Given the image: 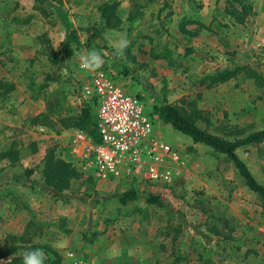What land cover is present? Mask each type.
Instances as JSON below:
<instances>
[{
	"label": "rangeland",
	"instance_id": "1",
	"mask_svg": "<svg viewBox=\"0 0 264 264\" xmlns=\"http://www.w3.org/2000/svg\"><path fill=\"white\" fill-rule=\"evenodd\" d=\"M105 1L0 0V80L14 85L0 96V264L34 249L45 264H264L261 197L224 154L158 119L156 131L185 160L180 175L166 185L97 180L76 161L78 128L67 126L86 105L80 57L95 49L151 112L168 101L229 138L263 129L264 85L245 70L225 83L200 80L237 67L264 76V17L237 24L225 0H117L122 22L109 28L98 10ZM121 36L130 44L117 57ZM262 151L264 143L238 154L264 184ZM49 156L71 166L46 173ZM132 189L136 200L123 204Z\"/></svg>",
	"mask_w": 264,
	"mask_h": 264
},
{
	"label": "built area",
	"instance_id": "2",
	"mask_svg": "<svg viewBox=\"0 0 264 264\" xmlns=\"http://www.w3.org/2000/svg\"><path fill=\"white\" fill-rule=\"evenodd\" d=\"M83 70L88 74L80 85V96L93 109L98 137L74 129L71 152L76 161L97 180L171 184L180 175L185 160L156 131L158 115L103 68ZM72 264L95 263L77 259Z\"/></svg>",
	"mask_w": 264,
	"mask_h": 264
},
{
	"label": "trees",
	"instance_id": "3",
	"mask_svg": "<svg viewBox=\"0 0 264 264\" xmlns=\"http://www.w3.org/2000/svg\"><path fill=\"white\" fill-rule=\"evenodd\" d=\"M225 13L231 16L235 23L245 25L248 20L257 15L254 10V3L252 0H225ZM120 1L107 0L98 8L100 12V19L104 21L109 28H119L122 18L118 13ZM132 18V16H130ZM181 26L185 27L188 24H199L201 27H207L202 21L193 19H183ZM245 70L258 83L264 85V76L260 75L250 67H237L234 70H226L212 75H208L200 80L202 84L215 85L218 83H225L235 78L240 72ZM14 88L12 83L2 82L0 80V96L9 93ZM141 98V97H140ZM196 116H200V112L195 104H192ZM154 113L158 115L159 119L164 123L173 126V128L188 137H190L194 144H203L214 152L224 154L229 162H231L237 171L238 175L243 179L244 184L254 193L261 197L262 205L264 206V184L261 183L254 175L247 163L240 157L238 150L246 146H260L264 143V128L256 132L250 133L245 137H226L215 135L206 129H202L196 123V118L191 115L183 113L180 107L175 106L168 101L157 105L154 108ZM94 112L89 105H85L82 113L77 117H71L67 123L69 127H76L93 138H97V131L95 128ZM264 154V151L261 152ZM71 164L63 160H55L53 156H49L46 161V173L65 172V169ZM49 178V177H48ZM137 191L132 189L125 192L120 201L127 204L130 201L136 200ZM150 203H160L157 195H151L148 198ZM17 264H23L22 257L14 258Z\"/></svg>",
	"mask_w": 264,
	"mask_h": 264
},
{
	"label": "clouds",
	"instance_id": "4",
	"mask_svg": "<svg viewBox=\"0 0 264 264\" xmlns=\"http://www.w3.org/2000/svg\"><path fill=\"white\" fill-rule=\"evenodd\" d=\"M129 44L130 41L127 36H121L116 44L115 55L117 57L122 56ZM80 61L81 68L88 71L99 70L104 64L102 55L95 49H91L87 55H82ZM45 259L46 255L42 249H34L24 253L23 264H45Z\"/></svg>",
	"mask_w": 264,
	"mask_h": 264
},
{
	"label": "crops",
	"instance_id": "5",
	"mask_svg": "<svg viewBox=\"0 0 264 264\" xmlns=\"http://www.w3.org/2000/svg\"><path fill=\"white\" fill-rule=\"evenodd\" d=\"M176 1H184V0H176ZM254 3V10L257 12V16H262L261 18L264 17V11H262L263 7H264V0H252ZM203 3L205 4V1L203 0ZM207 6H209V4H207ZM204 22H206L204 20V18L202 19ZM260 22V21H259ZM262 24H258L257 25V31H260L261 29H264L263 26L261 27Z\"/></svg>",
	"mask_w": 264,
	"mask_h": 264
}]
</instances>
